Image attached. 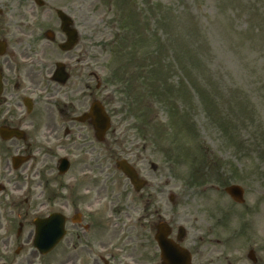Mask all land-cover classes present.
Segmentation results:
<instances>
[{
  "label": "flooded vegetation",
  "instance_id": "obj_1",
  "mask_svg": "<svg viewBox=\"0 0 264 264\" xmlns=\"http://www.w3.org/2000/svg\"><path fill=\"white\" fill-rule=\"evenodd\" d=\"M72 8L73 0H0V264L61 253L60 264H166L160 240L190 251L187 233L165 220L166 187L144 166L141 190L110 170L145 159L122 150L117 129L99 137L89 114L104 106L103 85L88 74L86 17ZM10 191L19 202L8 206L1 197ZM245 194L241 204L215 195L208 219H196L192 264H264V188ZM52 215L63 216L65 237L42 257L34 221Z\"/></svg>",
  "mask_w": 264,
  "mask_h": 264
},
{
  "label": "rangeland",
  "instance_id": "obj_2",
  "mask_svg": "<svg viewBox=\"0 0 264 264\" xmlns=\"http://www.w3.org/2000/svg\"><path fill=\"white\" fill-rule=\"evenodd\" d=\"M72 10L86 17L88 74L101 78L113 128L121 133V143L132 145L136 156L145 159L140 166L146 168L145 176L166 187L165 220L172 221L175 231L179 226L187 230L194 251L196 219H208L215 195L232 184L250 193L264 188V0H73ZM126 14L138 23L126 43L145 56L157 54L168 88L154 99L147 83L138 87L141 113L134 116L128 113L127 98L107 82L120 64L111 47H118L117 39L127 34L120 25ZM169 108L183 119L181 138H176L178 126L167 131L174 123ZM143 120L150 127L141 135L134 126ZM201 147L207 149L204 156L198 154ZM11 192L1 197L8 206L19 202ZM10 218L15 251L20 246L14 242L18 222L15 215ZM33 250L30 244L28 251ZM34 260L60 264L64 254Z\"/></svg>",
  "mask_w": 264,
  "mask_h": 264
},
{
  "label": "water",
  "instance_id": "obj_3",
  "mask_svg": "<svg viewBox=\"0 0 264 264\" xmlns=\"http://www.w3.org/2000/svg\"><path fill=\"white\" fill-rule=\"evenodd\" d=\"M108 122V120H105ZM122 170L130 177L133 179V173L129 168L123 167ZM231 195H233L238 201H241V195L242 193L238 190V187H232L231 189L228 190ZM41 227L40 231V239L37 242V246L40 248L42 253H47L49 252L57 243L58 241L63 237L64 235V230H63V225L61 221L56 218L52 217L47 221H44L43 224H39ZM165 251L171 256L172 250L170 247L166 246ZM175 258H173L174 260ZM184 261L186 264L189 263V257L185 253L184 254Z\"/></svg>",
  "mask_w": 264,
  "mask_h": 264
}]
</instances>
